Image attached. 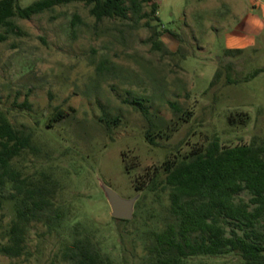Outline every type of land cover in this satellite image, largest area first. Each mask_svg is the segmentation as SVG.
I'll list each match as a JSON object with an SVG mask.
<instances>
[{
	"label": "rangeland",
	"instance_id": "rangeland-1",
	"mask_svg": "<svg viewBox=\"0 0 264 264\" xmlns=\"http://www.w3.org/2000/svg\"><path fill=\"white\" fill-rule=\"evenodd\" d=\"M156 1L160 21L150 24L162 51L149 20L131 12L98 22L89 6L73 2L14 18L19 33L0 42V112L32 135L36 152L24 151L15 169L50 181L60 217L32 222L23 255L0 254V264H70L64 249L84 237L113 264H147L151 234L165 229L169 207L168 191H150L147 178L216 134L229 147L264 140V0ZM152 126L154 145L146 138ZM101 182L124 198L139 195L133 220L111 216ZM13 193L0 185V245L10 243L16 220ZM194 263L243 261L227 254Z\"/></svg>",
	"mask_w": 264,
	"mask_h": 264
},
{
	"label": "trees",
	"instance_id": "trees-1",
	"mask_svg": "<svg viewBox=\"0 0 264 264\" xmlns=\"http://www.w3.org/2000/svg\"><path fill=\"white\" fill-rule=\"evenodd\" d=\"M73 2L89 6L90 14L98 22L105 18L126 20L130 12L137 22L148 19L147 25L153 30L150 40L157 50L164 49L161 40L155 41L160 34L150 24L152 17L160 21L156 0H131V6L125 0H36L27 7H21L19 0H0V42L19 33L14 18L29 20ZM145 6L150 7L149 12L144 11ZM240 52L227 50L226 54ZM137 106L150 120L148 110L141 103ZM170 106L181 119L180 107L176 103ZM60 114L61 110L55 116ZM234 121L230 116L229 123ZM154 128L146 134L153 145ZM27 150L36 152L32 135L17 130L0 112V185L10 184L14 189L10 200L16 211L10 243L0 245V254L8 257L23 255L26 232L32 222L44 217L57 221L60 217L54 208L56 190H52L50 181L22 178V173L15 169L14 161ZM147 179L150 191L162 187L169 198L166 226L151 234L147 264H195L194 260L201 256L227 254L239 255L243 264H264V140L254 138L248 144L229 147L216 134L206 147L167 161L162 172H153ZM244 192L251 196L248 201L239 197ZM62 258L70 264H113L90 237L74 240L64 249Z\"/></svg>",
	"mask_w": 264,
	"mask_h": 264
},
{
	"label": "water",
	"instance_id": "water-1",
	"mask_svg": "<svg viewBox=\"0 0 264 264\" xmlns=\"http://www.w3.org/2000/svg\"><path fill=\"white\" fill-rule=\"evenodd\" d=\"M100 185L111 208V216L118 221L133 220L139 195L133 198H124L104 182H101Z\"/></svg>",
	"mask_w": 264,
	"mask_h": 264
}]
</instances>
